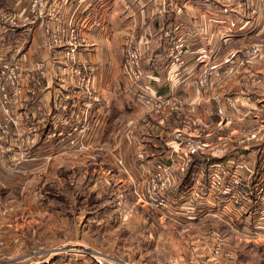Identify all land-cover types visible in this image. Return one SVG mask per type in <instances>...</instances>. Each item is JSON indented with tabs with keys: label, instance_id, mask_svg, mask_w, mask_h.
I'll return each instance as SVG.
<instances>
[{
	"label": "crops",
	"instance_id": "crops-1",
	"mask_svg": "<svg viewBox=\"0 0 264 264\" xmlns=\"http://www.w3.org/2000/svg\"><path fill=\"white\" fill-rule=\"evenodd\" d=\"M32 3L33 0H0V12L12 11L20 21L16 29L0 26V48L18 42L16 39L22 35L27 36L20 52L27 100L24 108H16L22 116L19 135L26 137L20 145L21 140L15 133L7 153L0 156V232L7 233L12 227L23 230L33 225L38 204L30 197L37 183L47 174L59 178L58 171L64 168L69 177L72 176L76 193L82 192L79 182L83 179V188L88 187L90 193L95 191L99 204L107 208L111 198L106 195L110 190V195L114 192L113 183L119 192L121 187H131V184L132 188H141L148 170L172 146L167 133L181 124L174 117L147 111L137 100V92L164 98L175 93L185 100L189 111L192 109L197 115L201 126H214L217 115L212 95L217 91L219 79L212 75L204 91L196 86L195 81L206 66L197 60L200 53H212V61L221 62L230 53L252 44L259 45L258 55L246 60L241 70L221 86V92L240 96L239 117L232 133L252 124L264 125V0L248 1L251 7L258 4L261 7L256 23L242 0H88L82 12L76 11L77 0L70 3L42 0L35 10ZM72 16L76 17L79 33L85 39L78 59L89 67L90 94H83L71 75L64 77L65 81L59 79L64 59L61 49L52 47L49 41L50 34ZM168 31L170 36L165 35ZM129 35L140 45L139 67L143 80L139 91L133 90L125 67L124 43ZM179 35L186 39L187 62L183 67H169V53ZM40 61L46 63L43 69L38 68ZM86 101L92 103L87 120L82 109ZM63 105H67V111L61 109ZM62 111L67 116L72 115L73 121L79 124L88 121L85 142L90 151H76L63 137L51 136L57 126L65 127ZM219 157L232 161L241 157L253 165L257 163L255 168L263 181L264 131L260 141L251 148L234 144L226 155ZM119 160L123 161V166ZM93 168L91 178L89 169ZM23 180L29 186L23 187L24 197L12 211L8 204L13 199L6 200L2 194L12 191ZM260 202L254 212L258 215L251 212L245 216L252 219V225L264 216V199ZM18 218L20 222L16 221ZM5 238L6 242L11 240L9 244L17 239L25 242L28 234L21 232L17 238ZM1 251L12 257L10 248ZM204 256L200 257L202 263L206 260ZM198 261L191 258L186 263L198 264ZM15 264L26 262L20 260Z\"/></svg>",
	"mask_w": 264,
	"mask_h": 264
},
{
	"label": "built area",
	"instance_id": "built-area-1",
	"mask_svg": "<svg viewBox=\"0 0 264 264\" xmlns=\"http://www.w3.org/2000/svg\"><path fill=\"white\" fill-rule=\"evenodd\" d=\"M71 0H64L70 3ZM75 1V0H74ZM88 0H77L76 11L82 12L83 5ZM93 1V0H92ZM104 1V0H100ZM249 0H242V4L249 11V15L254 18L256 23L260 15L261 7L256 5L251 7ZM42 0H33V10L41 4ZM76 17L72 16L67 23L59 25L50 34V45L60 48L64 63L62 66L59 79L65 81L64 77L71 75L75 77L76 83L82 88L83 94H90V84H92V76L89 67L81 63L78 59L80 48L83 45L84 37L79 33L78 22ZM1 28L16 29L20 27V21L14 12L3 10L0 12ZM166 36H170V32H165ZM15 43H7L0 48V156L7 153L8 145L12 136L17 133L21 140L20 145L25 142V134L18 132L22 116L17 111L18 108H24L27 98L25 97V89L22 83V62L20 52L22 51L27 36L22 35L16 39ZM186 39L179 35L173 44L169 53V67H183L187 62V44ZM125 67L130 76L131 85L134 91L142 89L141 81L143 73L139 67L141 56L140 45L129 35L125 38ZM260 47L252 45L239 49L227 55L221 62H213L212 53H200L197 60L206 63L202 71L199 73L195 84L199 90H206L211 82V76L216 75L222 78V81L228 80L235 76L243 65L248 55H257ZM210 61L207 63V61ZM45 61L38 63V68L45 67ZM40 84V79L37 80ZM33 95L36 91L31 92ZM137 100L143 103L147 111L161 112L169 110L170 113L183 110L185 101L171 93L169 97H156L150 94L140 95L136 93ZM217 105V115L219 122L214 127L215 130L199 131L177 129L174 134V144L169 147L161 155L159 161L155 163L153 168L149 169L141 188H134V192L139 200L146 203L156 210L160 211L165 217L176 220L179 223H191L202 218L212 216L229 226L233 219L246 216L248 213L256 212L257 206L264 199V180L262 181L258 175L259 183L251 184V179L257 172L256 166L252 162L241 157L235 160L218 158L207 166H202L199 172L193 174L194 182L179 192L178 188L182 178L190 171L195 155H211L217 145L227 142L229 136L220 134L216 139L213 138L219 130L231 127L234 121L239 117L240 96L238 94L222 95L217 91L212 95ZM92 103L86 101L82 107L84 117L87 120ZM62 110L67 111V105L61 106ZM65 127L57 128L51 136H61L67 140L68 145L78 151L89 149V145L85 142L89 130L88 121H73L72 115L60 113ZM264 129V125L260 126ZM260 128L256 127L240 133L237 143L241 148L249 149L252 144L260 141ZM29 129L34 130L33 125ZM233 138L234 137H231ZM249 151V150H248ZM120 165H124L123 161H118ZM125 167V166H124ZM200 174L197 179L196 175ZM255 185V187H254ZM255 196L259 197L257 200ZM261 199V200H260ZM258 221L252 225V228H244L239 234L246 239L253 240L264 232V216L261 215ZM217 248L209 251L215 264H229V252L224 250V242L217 235L215 236ZM0 245L2 242L0 241ZM73 256L90 255L88 251L79 248H70ZM99 260L106 259L105 255H98ZM101 258V259H100ZM113 264H134L127 259L112 258ZM0 264L1 263L0 261ZM231 264V263H230Z\"/></svg>",
	"mask_w": 264,
	"mask_h": 264
},
{
	"label": "rangeland",
	"instance_id": "rangeland-1",
	"mask_svg": "<svg viewBox=\"0 0 264 264\" xmlns=\"http://www.w3.org/2000/svg\"><path fill=\"white\" fill-rule=\"evenodd\" d=\"M252 45L259 46L258 44ZM253 56L255 54L248 55L246 59H243L244 63ZM222 80V78H219L216 90L219 94L226 95L221 92V86L229 79ZM178 111L180 112L170 113L169 110L150 112L160 116L174 117L180 121L181 125L174 127L167 133L172 145L177 129L210 131L215 130L214 127L219 122L217 105L216 123L210 127L201 126L197 120V115L191 112L192 109L189 111L187 106L184 105L183 110ZM233 126L234 124L231 127L219 130L213 135L214 139L220 134L229 136L227 142L215 147L214 154H211L215 159L220 158L219 155H226L228 149L232 148L234 144L238 145L237 140L241 132L256 127L260 128L262 125L252 124L232 133ZM260 129L261 138L264 129ZM90 149L82 152L90 151ZM256 165L257 163H255ZM58 172L59 178L58 175L47 174L39 181L37 188L30 197L34 203L38 204L36 206L38 213L34 222H32L33 225L25 226L23 230H21L22 228L15 229V227H12V230L7 233L0 232L2 234L0 235L2 238L0 239L2 242V245H0L1 263L15 264L22 260L26 264H47L46 261L50 264H83L85 261H87V264H113L112 258H121L135 262L134 264H187L188 260L194 258V260H199L198 264H215L209 251L217 248L215 236L218 235L225 245L223 251L229 252V264H264V232L253 240L246 239L239 234L241 229L252 228L254 222L251 218L242 215L237 219H233L229 226L215 217L208 216L185 225L165 217L154 207L140 201L134 192V187L132 188V184L131 187L130 185L125 188L121 187L119 192L116 190L117 186L113 183L111 188L115 190L112 195H110L111 190L109 194H105L111 198V204L107 208V206L99 204L100 199L95 191L90 193L87 190L88 187L83 188V179L79 182L82 192L76 193L77 188L74 187L75 183H72V176L69 177L67 170L64 168ZM90 172L93 173L94 168L89 169V176L91 177ZM95 173L97 174L98 171ZM196 177L199 179L200 174H197ZM259 182L258 173L255 172L251 184ZM26 185L28 183L23 180L18 182L14 186L15 189L9 191L10 193L5 191L2 194L6 196V200L13 199L12 202H9L8 209L13 211L18 208L16 205H19L18 203L24 197L21 190ZM255 198L259 199L257 196ZM257 203L259 202L257 201ZM257 203L256 206L259 208ZM252 214L258 215L257 213ZM15 216L17 217V214L13 215V218ZM16 221L20 222L21 220L18 218ZM21 232L28 234L25 242L18 241V239L10 244L11 240L6 242L5 236L13 239L19 237ZM9 233L12 235H9ZM74 247L86 250L90 252V255L73 256L67 250ZM8 248L12 251V257H8L1 251H6ZM100 254L105 255L106 259L99 260L98 255ZM202 254L206 256L204 263L200 260Z\"/></svg>",
	"mask_w": 264,
	"mask_h": 264
},
{
	"label": "trees",
	"instance_id": "trees-1",
	"mask_svg": "<svg viewBox=\"0 0 264 264\" xmlns=\"http://www.w3.org/2000/svg\"><path fill=\"white\" fill-rule=\"evenodd\" d=\"M215 160L214 156L211 155H195L190 171L182 178L178 191L182 192L186 190V188L194 182L193 174L199 172L202 166H207Z\"/></svg>",
	"mask_w": 264,
	"mask_h": 264
}]
</instances>
